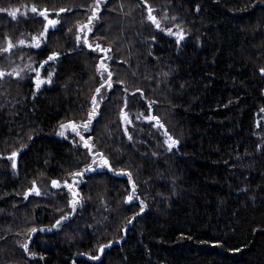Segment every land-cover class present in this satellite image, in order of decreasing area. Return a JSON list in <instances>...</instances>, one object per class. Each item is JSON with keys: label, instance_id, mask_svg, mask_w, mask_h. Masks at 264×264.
I'll list each match as a JSON object with an SVG mask.
<instances>
[{"label": "trees", "instance_id": "obj_1", "mask_svg": "<svg viewBox=\"0 0 264 264\" xmlns=\"http://www.w3.org/2000/svg\"><path fill=\"white\" fill-rule=\"evenodd\" d=\"M94 2L0 0V8L19 9L15 19L0 12V47L5 36L15 45L0 52V264H264V3L104 0L88 36L93 46L111 49L102 52L75 41L76 25L87 22ZM32 6L49 10L50 19L57 18L53 9L71 8L40 49L28 46L45 23ZM149 7L165 29L180 25L186 35L179 45L146 19ZM53 51L58 59L41 69L45 78L54 73L52 83L37 90L25 65L38 68ZM105 56L113 87L101 90L98 115L83 134L114 171L85 173L76 186L82 206L47 231L72 212L70 193L51 180L71 182L68 174L93 159L73 133L58 136L59 125L87 120L103 83L96 65ZM153 100L151 114L164 128L144 119ZM165 131L179 140L172 152L163 146ZM17 149L14 173L8 156ZM121 170L131 173L135 195L147 204L128 225L139 201L123 202L133 189ZM33 181L41 195L25 199ZM33 227L45 231L29 240ZM25 242L36 258L20 247Z\"/></svg>", "mask_w": 264, "mask_h": 264}, {"label": "snow or ice", "instance_id": "obj_2", "mask_svg": "<svg viewBox=\"0 0 264 264\" xmlns=\"http://www.w3.org/2000/svg\"><path fill=\"white\" fill-rule=\"evenodd\" d=\"M261 3H264V0H260ZM101 3H104V0H95L94 6L89 5L88 8L91 11V14L88 15L87 17V22L86 23H78L76 25V36H75V41H76V46L80 47L81 45L88 47L91 51H102V52H109L111 49L110 48H101V45L99 43H96L95 46L93 44L89 43V33L93 32V26L94 22L99 19L98 13L100 12V6ZM199 10V7H197V11ZM56 14V19H50L49 18V10L44 9V10H39L37 9L36 6H32L31 12L34 14H38L40 17H43L45 23L43 24V30L40 31L38 35H33L31 37V44L28 45L31 48L34 49H40L42 43H46L47 41V36L50 31L52 30H57V26L61 24V20L59 19L60 14L64 13L65 11H71V8L65 9L63 7L59 8L58 10L53 9ZM0 12H7L9 16H11L13 19L16 18L17 13L19 12V9H6V8H0ZM154 9L151 7L148 8V15L146 19L151 22L155 26L157 30L160 32H165L169 36H175L176 37V44L179 45L182 40H184L186 33L183 31V29L180 27V25H175L176 31L173 32L172 28H167L165 29L164 27L161 26L160 21L157 19V17L153 14ZM163 19H168L167 15L163 17ZM172 20H175L176 17L173 16L171 17ZM69 32H72V28L68 29ZM82 33V35H81ZM99 39V38H98ZM155 40V37L152 38ZM5 41H6V46L0 47V52L2 53H7L10 50H12L15 45L12 43L11 39L5 36ZM18 43L20 45H24L25 41L23 39L19 40ZM60 53L53 51L50 55L47 56L46 60L41 61L39 64L38 68L32 69L31 65H25V68L30 69L32 72H35L34 77H29L32 79L35 87L37 90L41 88L42 85L48 83H52V77L54 75L53 72H48L47 77H42L41 76V69L44 68L46 64H48L49 61H56L59 57ZM151 55V53H149ZM31 59V58H29ZM108 59H111L109 56H105L102 58L101 62L96 65V71L99 73L103 79V83L100 84L99 87L95 88V95L91 97V110L88 113V118L82 123H74V122H69V123H61L59 125V131L57 132V135L60 137H63L67 139V132L70 131L71 133L74 134L75 137H79V141L82 142L83 147L87 149L88 153L90 156L93 157L92 162L85 165V167L82 170H77L70 172L68 175L71 177V182L68 180L63 181L61 184L60 181L58 180H51V185L53 188H66L68 190V193H70V199L68 200V206L72 209L71 213H63L59 219L55 221V224H53L50 228L47 229V231H51L53 228H58L61 227L65 222H68L71 218V216L76 212L78 206H82V200L83 197L80 195V193L76 190V186L82 181L84 174L87 172H93L96 171L98 168H106L109 171H114L110 165V162L108 158L102 153V152H93L94 145L89 143L90 140H92L91 136H88L87 138L83 133H88L90 131V126L93 123L94 118L98 115V109L101 107L100 101L98 100V97L102 96V89L107 88V89H112L113 87V73L109 71L108 65L104 62ZM22 69L15 70V76L21 77V72ZM260 74L264 76V68H261ZM107 74L106 77H104V74ZM4 73L0 72V76H3ZM169 75L168 72H164L163 76L167 77ZM120 83H123L121 81ZM183 87V85L181 86ZM128 89L125 87L124 92H127ZM137 91L141 92V96H143V92L140 89H137ZM157 103L156 101H151L149 103V112L148 115L144 116V119L147 121H154L155 123L153 124V127H159V128H164L163 123H161L160 119L152 115V109L151 105ZM120 115L123 123L125 124H130L131 121L128 118V113L124 111V109L120 110ZM124 134L128 136V139L131 141L132 136L129 135L127 128H125ZM165 139L163 141V146H166V151L167 152H172L174 148H176L179 145V140L174 139L171 135L168 134L167 131L164 132ZM33 137L30 135L29 140H31ZM75 144V141H73ZM22 147H26L25 145H22ZM20 152V149L14 150L11 152V155L8 156V159L11 161V168L13 172L15 173L17 169V156L18 153ZM157 153H153V156H156ZM98 157V159H97ZM117 174H122V175H127L128 176V181L129 184L132 185V194H129L125 197L124 203L128 204L133 202L134 200L139 201V212H136L133 214L131 218H128L125 221V225L132 224L133 221L143 214L145 212V209L147 208V204L143 199H141L138 195H135V192L137 190V185L133 182L132 176L130 172H127L125 170H121ZM30 194H35L36 196L41 195L40 189L37 187L36 182H32V187L28 189V191L24 192V198L28 199ZM103 203V200L101 201ZM108 210V209H106ZM58 211H62L59 210ZM107 217L104 218L103 222L107 221ZM103 222L97 221V224H102ZM89 227H93L89 225ZM37 231L43 232L45 229L40 228L37 229L35 227L30 228L28 230V239L30 240L32 238V234L36 233ZM121 231H126V227L122 228ZM112 244V241H109L106 244H100L96 251H99L101 253L104 252V250L108 247H110ZM24 249L26 253L29 254L30 259L36 258V253L35 252H30L29 250V244L27 242L23 243L20 245ZM236 251H240V249H236ZM81 256H87L88 260H98L99 256L95 254H89V253H78ZM43 258V257H41Z\"/></svg>", "mask_w": 264, "mask_h": 264}, {"label": "rangeland", "instance_id": "obj_3", "mask_svg": "<svg viewBox=\"0 0 264 264\" xmlns=\"http://www.w3.org/2000/svg\"><path fill=\"white\" fill-rule=\"evenodd\" d=\"M68 132H70V131H68ZM68 132H67V133H68ZM75 138H77V137H75ZM99 170H100V168H98L96 171H99ZM96 171H93V172H96ZM90 173H92V172H90Z\"/></svg>", "mask_w": 264, "mask_h": 264}]
</instances>
